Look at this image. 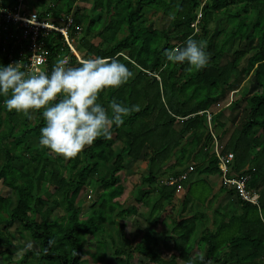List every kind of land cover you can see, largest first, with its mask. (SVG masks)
I'll list each match as a JSON object with an SVG mask.
<instances>
[{
    "label": "trees",
    "instance_id": "16d2710c",
    "mask_svg": "<svg viewBox=\"0 0 264 264\" xmlns=\"http://www.w3.org/2000/svg\"><path fill=\"white\" fill-rule=\"evenodd\" d=\"M17 1L0 0V7L12 8ZM76 1L26 0L25 5L53 20L72 14L70 33L82 58L117 57L133 73L121 87L104 90L98 103L110 115L112 101L139 105L140 110L125 117L123 125H113L111 139L99 137L77 157L65 159L39 144L45 126L43 110L29 120L8 111L6 97L0 96V181L16 198L0 194V225L18 224L19 232H27L38 248L26 247L17 261H2L12 250L11 233L0 227V264H85V237L100 235L106 220L116 225L117 240L105 241L115 264H137L141 255L149 257L150 264H179L177 259L182 264H264V0H93L90 8L74 9ZM149 13L166 17V26L155 25ZM212 23L221 24L213 28ZM190 36L207 42L210 59L203 69L189 70L187 62L172 64L164 55L186 46ZM44 40L51 69L64 55L70 57L71 66H78L62 33L51 30ZM242 82L241 98L235 104L245 100L247 113L242 125L232 131L234 123L224 120L220 104ZM208 113L214 127H221L222 153H234L233 172L250 175L247 187L259 193V203L244 201L231 188L234 201L229 204L236 205L234 213L217 222L219 214H226L218 207L213 228L204 211L180 219L161 240L170 252L166 258L156 251L159 238L151 232L146 231L139 242L127 236L125 218L138 212L140 203L149 204L142 198L149 190H142L140 198L135 195V204L121 203L117 197L126 190L124 171L149 152L147 172L136 186L146 189L160 176H179L188 169L185 163L204 151L208 154L205 169L220 173L216 155L208 153L214 142L207 127ZM115 143H120L119 151ZM90 180L98 183L95 194L100 199L81 219L77 198ZM189 180L188 176L183 181V188ZM159 183L160 195L178 190L160 179ZM189 195L190 189L188 200ZM57 208L64 213L51 218ZM155 208L156 204L149 212ZM229 227L233 234L225 237ZM99 245L104 247L101 241ZM104 254H95L94 259L105 262Z\"/></svg>",
    "mask_w": 264,
    "mask_h": 264
},
{
    "label": "clouds",
    "instance_id": "9594fccd",
    "mask_svg": "<svg viewBox=\"0 0 264 264\" xmlns=\"http://www.w3.org/2000/svg\"><path fill=\"white\" fill-rule=\"evenodd\" d=\"M206 47V41L190 36L186 46L167 50L164 55L172 64L187 62L189 70H199L209 63ZM132 76L117 57L83 58L75 67L68 58H62L50 73L40 68L26 71L18 61L0 65V96L6 97L4 104L8 111L15 110L29 120L35 112L43 110L45 126L40 129L39 144L58 156L73 159L97 138L111 139L113 125H123L125 117L140 110L139 105L127 107L112 101L110 115L98 103L104 90L119 88Z\"/></svg>",
    "mask_w": 264,
    "mask_h": 264
},
{
    "label": "rangeland",
    "instance_id": "374dc122",
    "mask_svg": "<svg viewBox=\"0 0 264 264\" xmlns=\"http://www.w3.org/2000/svg\"><path fill=\"white\" fill-rule=\"evenodd\" d=\"M60 5V3H57V7ZM61 4H65L64 2H61ZM93 4V0H77L76 4H75V8L80 7V8H90ZM162 15V14H161ZM149 17L153 18L155 21V25L158 26H166L167 24V18L166 17H159L158 14H153V13H149L148 15ZM217 24H221V23H212L211 26L214 28L217 26ZM99 39H94L93 41H98ZM239 40V39H238ZM77 52V51H76ZM80 53V52H79ZM80 59H83L82 56ZM225 59V58H224ZM242 65L246 64V60H242L241 62ZM157 77H159L157 74H155ZM160 78V77H159ZM244 82H242L239 85V89H233L232 91H230V93L228 94V97L224 100V102H222L220 104V108L224 110V114H223V118L224 120H227L228 118V125H230V123L233 121L234 125L231 127V130L233 131L235 129V126L240 127L242 125V122L245 119L246 116V107H247V103L245 100H241L239 102H237V104H235V99H238L240 96L241 92V88L243 86ZM240 90V91H239ZM236 94V95H235ZM228 102V103H227ZM229 109V111H228ZM208 127V126H207ZM214 127V126H213ZM214 129H216V127H214ZM218 133H221V127L220 125H218V128L216 129ZM120 146V143H115L114 147L117 149V151H119L118 147ZM211 150L208 151L209 154H211L210 152L212 151L213 153V149L210 148ZM206 150V149H205ZM150 157V153L147 152L146 154L142 155L139 159L137 160H133L134 163V167L133 170H131L132 168V164H127V167L124 171V175L129 176L131 178H127V180L125 179V181H135L137 180V182L139 181V178L141 177L142 174H144L146 171V163H142L144 161V159H149ZM189 163V162H186ZM187 166V165H186ZM190 166V164H189ZM188 166V167H189ZM135 170H137L138 174H139V178L137 177V179H135L133 176H130V174H135ZM193 176L197 179V181L193 184L192 188L190 189V195L192 197H194V202L195 205L191 210L186 209L185 210V205L189 206L191 204L188 205L189 200H183L185 198L184 192H180V198L178 201L173 202V198L169 197L168 195H160V194H156L154 191L152 192L151 190H149L148 195H146L145 197L142 196V198L144 199L143 201L146 203L149 202V210H146L145 205L142 203L139 204L138 206V212L131 214L129 216H127L125 218L126 222L128 223L126 226V232H127V236L132 239L135 242H139L141 241V239L144 237L145 232L149 231L151 232L153 235H156L159 238V248H156V251H161L162 255L166 258H168L170 256V252L168 249L164 248L163 243H162V239L164 237V233H166L168 231V229L172 228L171 226L174 225L176 222L180 221V219L187 217V215H192L195 213V211H206V206L205 201L203 199H198V196H200L201 194L203 195L204 193H206V185L205 183L201 180L202 176L201 173L199 171H196ZM132 179V180H131ZM98 186V183L95 180H90L89 183L84 186V188L80 191L79 196L77 198V205H79V207L81 208L80 212H79V216L81 219H85L88 214L91 211V207L94 204V201L99 200L100 196L95 194L96 188ZM131 186V184H130ZM142 190L144 192V190H148V188L144 189L143 185H140L135 192V195L139 194V197H141L142 194ZM139 191V192H138ZM149 193H151V195H149ZM0 194L1 195H10L13 197V199L15 200V195L13 194V192L11 191V189L7 186H4L2 184V182L0 181ZM189 195V196H190ZM98 197V198H97ZM127 197V193H124L122 196L117 197V199L121 202L124 203L125 201H127L126 199ZM137 197V196H136ZM97 198V199H96ZM171 198V199H169ZM169 203H168V201ZM197 200L199 201V203L197 202ZM192 203V202H191ZM156 204V208L153 209L152 212H149L151 210V206ZM198 205H200L198 207ZM227 207V211L223 208L220 209V212L223 215L219 216L218 218H216V221L219 222L221 220H225L226 217H230L234 211L236 210V207L234 205H228ZM98 210V208H97ZM240 210V209H238ZM64 211L62 209H55L52 212L51 218L54 217V215H61L63 214ZM112 213H109L108 216H112ZM161 214H164L161 217ZM114 219L116 221H119V216L115 213L114 214ZM157 221L158 223L156 224ZM199 225V224H198ZM209 225L213 228L214 224H210ZM115 226L116 225H112L109 220L104 221V229L101 233H99L100 235H98L97 237H93L91 235L86 236L85 237V264H115L116 260H115V256L113 255L112 249H109V245L105 242L106 240H110V237H115V240H117V236L116 235V230H115ZM0 227L6 232H10V249L12 250V254L10 256H4V259L2 261L4 262H9L10 260L8 258H11V260L13 261H17L19 260L26 252H27V248H33L35 250H37V246H35L36 244L34 243V241L31 239V237L27 234V232L24 231L23 233H20L18 230L19 225L15 224L12 226H8V224H1ZM231 234H233L232 229L229 227L227 228V231L225 233V237L230 236ZM195 237H197L195 235ZM152 240V238H151ZM98 241H101L104 245L98 246ZM172 242V241H171ZM12 243V244H11ZM23 245V246H22ZM114 246V245H113ZM173 246V244H172ZM188 246V245H186ZM104 250V251H103ZM102 253L104 254V259L105 262H100L97 261L96 259H94V255L95 254H99L102 255ZM138 257V256H137ZM2 259V258H1ZM35 259V258H33ZM36 261V259H35ZM179 264H182V260L181 259H177ZM135 263L137 264H150L151 261L149 259V257H146L144 255H141L139 258H136ZM22 264V263H21ZM37 264V263H35Z\"/></svg>",
    "mask_w": 264,
    "mask_h": 264
},
{
    "label": "built area",
    "instance_id": "2783aa9c",
    "mask_svg": "<svg viewBox=\"0 0 264 264\" xmlns=\"http://www.w3.org/2000/svg\"><path fill=\"white\" fill-rule=\"evenodd\" d=\"M25 3L26 0H18L12 8L0 7V44H2L0 65L6 66L9 63L21 61L22 67L26 71L40 68L50 73L52 69L49 66V50L46 47L44 36L51 30L62 33L65 42L79 60L81 56L76 50L74 37L70 33L72 14L66 15L65 19L53 20L41 16L34 8H27ZM62 58H68L70 61L68 55H64ZM207 126L214 139L212 149L217 157L224 185L237 191L239 197L244 201L258 204L259 193L247 187L250 175H235L232 168L234 153L232 151L222 153L218 142V133L213 127L210 113L207 115ZM194 167L191 164L179 176L169 175L161 178L160 182L171 186L176 185L180 190L183 188V181L188 178Z\"/></svg>",
    "mask_w": 264,
    "mask_h": 264
},
{
    "label": "crops",
    "instance_id": "0c3cea01",
    "mask_svg": "<svg viewBox=\"0 0 264 264\" xmlns=\"http://www.w3.org/2000/svg\"><path fill=\"white\" fill-rule=\"evenodd\" d=\"M228 111H229V109H228ZM218 135H219V133H218ZM210 153L214 154V152L212 153V151ZM211 154H209V155H211ZM207 155L208 154L204 153V151L200 152L198 154H195V155H193L191 157L190 161H187L189 163H185V166L186 165L188 166L189 164L190 165L193 164L195 166V168H196L195 170L199 171L201 173V176H202L201 180L205 183L207 192L204 193L203 195L201 194L200 196H198V199H203L205 201L204 205L207 207L206 208V211H207L206 214H208V216L210 217V224H213L214 216L216 215V217H217V214H216L217 208L219 207L220 209L221 208L225 209L224 207H226L228 205H233V204H229V203H232V201H234V198H233V196L231 195V192H230L231 188H229V187L224 185L222 177H221L219 171L218 172H209V171H207L205 169V167L208 164V162H207L208 161V156ZM148 162H149V159H144V161L142 162V163H146L145 171L147 170ZM131 163H132V165H131L132 169L131 170H133L134 163L133 162H131ZM187 166L185 168H187ZM196 171H194V170L190 171V173H189L190 180L186 184L185 188L177 190L173 194L164 193L163 195H165V194L168 195L169 197L173 198V200H172L173 202H176L179 199H181L180 198V194L182 192H184L185 198L182 199V201L183 200L185 201L187 199L188 190L191 189L193 184L197 181V179L193 176V174ZM135 172H136L135 174H130V176H133L135 179H137V177L139 178V174H138L137 170H135ZM125 177H126V180H127V178H131V177L126 176V175H125ZM164 177H167V175L160 176L157 179V181L154 182V184L152 185L153 187H149L148 186V190H151L152 192L154 191L156 194H159L161 192V187H159V185H161L159 183V179L164 178ZM138 182H137V180H136V182L133 181V180L132 181H125V189L126 190H125L124 193H127L126 199L129 200L131 204H135L136 203V201H135V199H136L135 192H136V186H137ZM130 184H131V186H130ZM232 190H234V189H232ZM149 195H151V193H149ZM171 198H169V199H171ZM197 202L199 203L198 200H197ZM168 203H169V201H168ZM189 204H191V205H189ZM188 205L189 206H186V205L184 206L185 210L186 209L191 210L194 207V205H195L194 197H192L191 195L189 196ZM199 206L200 205H198V207ZM234 206L236 207L235 204H234ZM145 207H146V210L149 209V204L147 206H145ZM195 212H197V211H195ZM163 215L164 214H161V217Z\"/></svg>",
    "mask_w": 264,
    "mask_h": 264
}]
</instances>
